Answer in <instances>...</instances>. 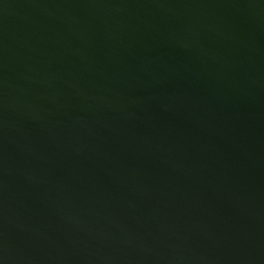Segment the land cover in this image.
<instances>
[{"label": "water", "instance_id": "95a60500", "mask_svg": "<svg viewBox=\"0 0 264 264\" xmlns=\"http://www.w3.org/2000/svg\"><path fill=\"white\" fill-rule=\"evenodd\" d=\"M0 264H264V0H0Z\"/></svg>", "mask_w": 264, "mask_h": 264}]
</instances>
